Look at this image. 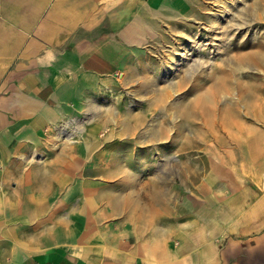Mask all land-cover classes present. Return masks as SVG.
Segmentation results:
<instances>
[{
  "label": "crops",
  "instance_id": "1",
  "mask_svg": "<svg viewBox=\"0 0 264 264\" xmlns=\"http://www.w3.org/2000/svg\"><path fill=\"white\" fill-rule=\"evenodd\" d=\"M212 1L0 0V264H264V126L244 175L220 160L166 184L96 127L65 140Z\"/></svg>",
  "mask_w": 264,
  "mask_h": 264
},
{
  "label": "rangeland",
  "instance_id": "2",
  "mask_svg": "<svg viewBox=\"0 0 264 264\" xmlns=\"http://www.w3.org/2000/svg\"><path fill=\"white\" fill-rule=\"evenodd\" d=\"M216 91L213 116L183 117L185 105ZM101 92L66 121L65 140L87 141L85 131L96 127L98 141L131 146L133 157L151 163L135 171L157 173L165 184L189 166L202 172L220 160L244 175L256 142L250 128L264 126V0H213L196 20L167 28L133 71Z\"/></svg>",
  "mask_w": 264,
  "mask_h": 264
},
{
  "label": "bare ground",
  "instance_id": "3",
  "mask_svg": "<svg viewBox=\"0 0 264 264\" xmlns=\"http://www.w3.org/2000/svg\"><path fill=\"white\" fill-rule=\"evenodd\" d=\"M255 57L259 58L260 55H255ZM221 91H223V90L221 89ZM219 95H220V91H216L215 93H212V94L211 93H205L203 95L197 96V98H195V100H193L190 104L188 103L187 105H185L183 107V111H182L183 117L186 118V119L191 120V118H194L195 117V114L197 115L198 113H202L203 115H207V116H213V112L214 111H213V109L210 106H211V104L213 102H215V101L218 100V98L220 97ZM172 110H170V111H172ZM180 111H178V112H180ZM232 115L235 116V114H232ZM196 117H198V116H196ZM232 118H233V116H232ZM136 120L138 122V119H136ZM152 135L154 136V138H156V137L159 136L157 129H155V131L152 132Z\"/></svg>",
  "mask_w": 264,
  "mask_h": 264
}]
</instances>
